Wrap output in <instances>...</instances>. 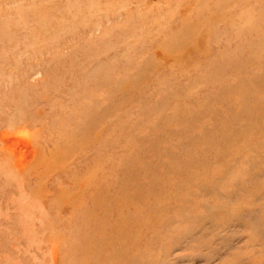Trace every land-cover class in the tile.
Wrapping results in <instances>:
<instances>
[{
	"label": "rangeland",
	"instance_id": "374dc122",
	"mask_svg": "<svg viewBox=\"0 0 264 264\" xmlns=\"http://www.w3.org/2000/svg\"><path fill=\"white\" fill-rule=\"evenodd\" d=\"M0 264H264V0H0Z\"/></svg>",
	"mask_w": 264,
	"mask_h": 264
}]
</instances>
